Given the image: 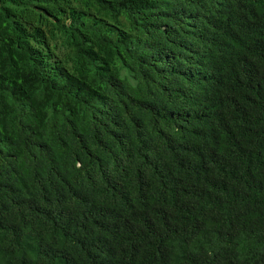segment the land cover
<instances>
[{
    "label": "trees",
    "instance_id": "obj_1",
    "mask_svg": "<svg viewBox=\"0 0 264 264\" xmlns=\"http://www.w3.org/2000/svg\"><path fill=\"white\" fill-rule=\"evenodd\" d=\"M0 264H264V0H0Z\"/></svg>",
    "mask_w": 264,
    "mask_h": 264
}]
</instances>
